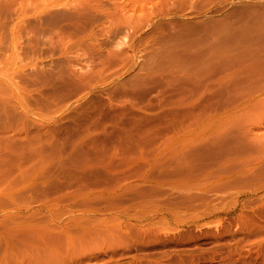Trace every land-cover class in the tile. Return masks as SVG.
Listing matches in <instances>:
<instances>
[{
    "label": "rangeland",
    "instance_id": "374dc122",
    "mask_svg": "<svg viewBox=\"0 0 264 264\" xmlns=\"http://www.w3.org/2000/svg\"><path fill=\"white\" fill-rule=\"evenodd\" d=\"M0 264H264V0H0Z\"/></svg>",
    "mask_w": 264,
    "mask_h": 264
},
{
    "label": "bare ground",
    "instance_id": "6f19581e",
    "mask_svg": "<svg viewBox=\"0 0 264 264\" xmlns=\"http://www.w3.org/2000/svg\"><path fill=\"white\" fill-rule=\"evenodd\" d=\"M84 9V7H79V9L78 10H76L75 12H73V14L74 15H76V16H79V17H83L84 18V20H85V15H82L83 14V11H81V10H83ZM59 11V10H58ZM70 14H72V13H70ZM69 14V15H70ZM82 25V24H81ZM76 26V25H75ZM78 27V26H77ZM82 27V26H81ZM79 260V259H78ZM76 262H77V260H76Z\"/></svg>",
    "mask_w": 264,
    "mask_h": 264
}]
</instances>
